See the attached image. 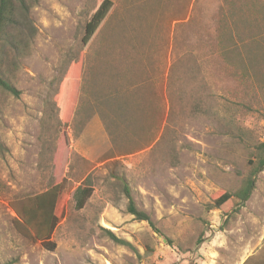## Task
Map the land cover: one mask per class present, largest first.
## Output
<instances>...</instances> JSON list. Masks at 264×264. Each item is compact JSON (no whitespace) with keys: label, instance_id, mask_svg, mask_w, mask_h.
Wrapping results in <instances>:
<instances>
[{"label":"rangeland","instance_id":"obj_1","mask_svg":"<svg viewBox=\"0 0 264 264\" xmlns=\"http://www.w3.org/2000/svg\"><path fill=\"white\" fill-rule=\"evenodd\" d=\"M110 1L86 50L98 0H38L34 38L12 28L2 39L33 42L0 51L20 93L0 89V263L237 264L264 239V171L243 207L214 200L242 187L264 142V0ZM115 176L154 228L127 212ZM64 180L50 250L24 234L16 210ZM80 187L93 194L77 210Z\"/></svg>","mask_w":264,"mask_h":264},{"label":"trees","instance_id":"obj_2","mask_svg":"<svg viewBox=\"0 0 264 264\" xmlns=\"http://www.w3.org/2000/svg\"><path fill=\"white\" fill-rule=\"evenodd\" d=\"M37 3L38 0H0V51L3 42L18 53L24 52L26 48L28 49L33 41H2V39L8 34V32H11L10 30L12 28L19 31L21 29V32L23 33L29 30L30 37L34 38L35 30L32 26L30 13ZM256 6L264 8V2L256 3ZM114 7V3L110 0H98L95 9L90 13L85 25V35L82 39L83 48L85 50L92 44ZM230 22L233 23L234 20H231ZM225 49L226 48H224V52L227 51ZM232 53L234 57H237L235 51H231L230 54ZM225 54L229 55V52ZM1 63L0 67L2 68L4 63ZM1 68L0 89L18 97L20 93L9 80L4 78V75L1 74ZM79 76L80 71L73 68L71 71V77L61 86L58 108L62 120H64V117L74 101V85L79 80ZM0 150H3L1 143ZM255 150V153L252 155L253 159L250 160V165L253 167L250 176L244 180L242 187L237 192L231 193L225 191L221 193V195L214 200L216 208H222L233 198L239 200L241 207L249 201L256 186L257 176L264 171V142L256 145ZM115 179H117L122 185L123 193L128 200L127 212L134 216L137 221L147 222L154 228V224L150 217L137 208L128 181L124 177L119 178L118 176H115ZM65 184L66 180L61 184L36 195L34 198L29 199L27 203H24L20 207V209L16 210L17 217L24 228V234L33 240L40 242L45 248L50 250H55V244L51 243V239L60 222L59 217L56 215V206L65 188ZM92 194L93 189L90 187L78 188L75 193L76 209H84L87 202L92 197ZM102 232L113 242L119 245L130 246L128 242L119 239L111 231L102 229ZM203 242L204 240H199L198 245ZM169 243L171 244V241H169ZM4 264L13 263L7 262Z\"/></svg>","mask_w":264,"mask_h":264},{"label":"crops","instance_id":"obj_3","mask_svg":"<svg viewBox=\"0 0 264 264\" xmlns=\"http://www.w3.org/2000/svg\"><path fill=\"white\" fill-rule=\"evenodd\" d=\"M237 264H264V239L255 249L248 252L241 261H237Z\"/></svg>","mask_w":264,"mask_h":264}]
</instances>
